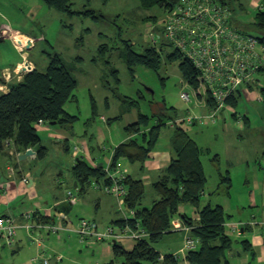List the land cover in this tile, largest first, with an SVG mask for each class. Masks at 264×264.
I'll return each instance as SVG.
<instances>
[{
    "label": "rangeland",
    "instance_id": "obj_1",
    "mask_svg": "<svg viewBox=\"0 0 264 264\" xmlns=\"http://www.w3.org/2000/svg\"><path fill=\"white\" fill-rule=\"evenodd\" d=\"M225 1L232 10L233 20L237 28L254 37L264 38V31H258L253 27L257 11L264 12V7L261 9L253 7L254 2L264 5V0ZM7 3L19 10L6 11L0 7V10L6 15V18H0V22L2 19H7L9 22L19 23V25H14L13 29L24 31L25 35L34 40V45L25 54H20L12 41H0V65L5 63L8 71L12 72L16 63L24 62L22 58L24 56L26 61L43 72L49 63V57L58 54L65 65L71 69V73L77 81V87L73 93L74 100L68 102L64 107L67 113L78 117L74 123L73 135H81L85 125L92 120L91 132L96 134L100 131L106 139L105 145H107L108 156L119 145V141L123 139L124 127L137 119V112L143 115H151L158 113L160 107H165L168 110L166 115L170 118L181 115L183 118L188 110L193 111L195 115L201 113L198 107L202 101H198L196 93L190 85H187L186 82L185 85L181 84L183 77L179 71L178 62H172L168 59L170 49L164 46L165 43L161 39L156 47L150 44V33L161 37V24L164 18L162 9L144 10L140 8L138 2L131 0H108V2L72 0L73 12L91 10L101 17L98 21H94L83 16H69L59 13L48 8L43 0H7ZM38 3L42 5L43 10L36 9L35 15L24 17L26 10L21 8V5L27 4L33 8ZM150 47L162 50L156 73L137 67L133 76H130L125 65L128 49L139 54ZM112 70H116L119 82H116ZM10 76L6 82H10L11 79V82L22 80V77L17 75L10 74ZM256 79L259 80L258 86L252 89L249 87L240 88L237 104L231 108L237 114V121L235 119L224 120L219 117L215 124L195 125L186 128L190 137L200 148L206 151L202 156L203 169L207 176L205 192L212 193L215 190L218 184V170L222 174L226 171L229 172L232 186L229 193L231 210L228 213L232 223H244L249 220L255 223L264 221L262 204L264 201L262 197L264 188V92H261L264 89V73L258 72ZM6 88L9 90L7 86ZM182 88H185L192 97V103L189 105L184 104L180 99ZM121 96L126 97L128 101H136L135 106L138 111L132 108V105L129 107L127 103H123L120 99ZM92 101L95 104L94 110ZM127 110L129 113L127 112L119 120L114 119ZM243 116L247 118V122L245 128L240 129L237 122H243ZM101 117L105 121H102ZM223 117L225 118L224 115ZM49 127L47 124L46 128ZM51 128L59 130L57 126ZM168 131L170 128L162 127L158 145L164 144V134ZM37 133L40 136L41 144L47 149V155L44 159L39 160L31 170L36 172L40 166L43 167L46 178L42 179V184L46 188L40 190V195L46 196L47 181L50 182L47 166L59 165L66 175L70 166V155L68 157L59 155L55 143L57 140L49 139L48 133L43 132L39 126ZM71 140L68 141L69 147H72ZM214 156H217L219 160L218 170L211 164V159ZM122 163L128 170H133L132 164L125 161ZM48 169L50 170V167ZM51 189H53L52 186ZM62 193L63 189H59L55 193L56 197H61ZM73 194L78 197L79 204H89L86 211L90 213L91 217L95 220L98 219V221H104V223L106 220L96 216L94 209H92L91 204H94V199L96 196H100L101 206L108 213L115 206L113 197L103 192L100 194L92 192L85 197H79L75 191ZM151 194H154L153 191L146 189V200ZM240 211L243 213L239 214ZM69 215L73 219L75 217H89L77 214L74 206ZM260 228L263 229L264 227L260 226ZM236 239L241 240V238ZM164 240L165 236L158 245ZM51 241L58 245L62 243V241H54V238ZM238 245L239 243L234 245V248L238 247V249L230 258V264H244L242 258L245 260V264H264V258L260 260L261 252L259 251H256L257 256L252 260L250 255L248 259H245V256H248L247 253L238 257L237 253L242 252ZM19 247L20 245L7 246L2 249L5 253L2 254L4 256H6L8 249L14 250L9 253L11 256L10 264L30 262L31 255H18ZM82 248L80 247L82 257L79 256L77 261L82 264L93 263L87 261L90 258V251ZM46 261L48 263V258ZM31 264H43V262L35 261ZM48 264L55 263L50 261ZM59 264L69 263L63 261Z\"/></svg>",
    "mask_w": 264,
    "mask_h": 264
},
{
    "label": "trees",
    "instance_id": "obj_2",
    "mask_svg": "<svg viewBox=\"0 0 264 264\" xmlns=\"http://www.w3.org/2000/svg\"><path fill=\"white\" fill-rule=\"evenodd\" d=\"M102 1L108 2V0ZM131 1L138 2L141 9L150 10L159 8L164 12L178 2V0ZM218 1L224 5H228L225 0ZM43 2L48 8L69 16L78 15L94 21H98L101 18L91 10L73 12L72 0H43ZM253 27L258 31H264L263 11L259 10L255 14ZM258 40L263 44L264 38H258ZM164 46L170 49L168 59L172 62H178V68L183 80L194 89L198 101H202V105L207 107V110L213 107L214 104L210 98L206 94L199 93L198 75L190 62L175 50L171 49L168 44ZM161 51L157 48L150 47L136 54L128 49L125 65L130 76H133L137 67H142L156 73L160 64ZM259 72L264 73V69H261ZM112 73L116 82H119L117 80L116 70H112ZM76 87L77 81L73 77L71 69L65 65L58 54L49 57V63L43 72L39 71L35 66L31 72L22 76L21 81L12 82L8 87L9 90L7 93L0 92V150L7 143L13 142L18 150H20L19 152H24L28 148H34L36 150L35 160L44 159L47 155V149L41 145V139L37 133L38 122H44L45 126L48 124L50 127L57 126L66 129L73 134L74 123H76L78 117L67 113L64 107L68 102L74 100L73 93ZM252 88L254 87H249V89ZM261 92L263 93L264 89ZM239 96L240 90H237L225 103L230 108H234L237 104V97ZM120 99L123 103H127L129 107L132 105V108L138 111L135 106L137 104L136 101H128L123 96ZM92 104L94 110L95 104L93 101ZM167 111L165 107H160L158 113L151 115H143L137 112V119L124 127V133L127 136L133 137L118 145L113 150L111 163L114 167L121 160H125L133 165L143 164L148 159V154L160 139L162 127L169 124L168 120H170V117H167ZM126 113L127 111L114 119L119 120ZM177 122L178 124H176ZM51 124L54 125L51 126ZM170 124L174 125L170 137L173 159L166 169L165 175L152 184V190L158 199L153 202L150 208L140 209L141 201L145 194L143 183L140 180L131 178L129 175L126 178V185L128 186V194L125 199L126 209L135 213L136 219L141 222V228L149 236L145 240H137V243L131 251H126L119 243H111L113 260L108 264H178V257L173 255L160 256V254L155 252L154 245L160 243L163 237L170 232L174 217L182 216L178 214V211L184 205L196 209V216L199 219L198 221L192 222L190 218H187L185 215L182 216V221L184 223L187 222V226L191 228L190 237L197 242L196 248L187 251L185 254L188 264H230V254L235 249L234 245L236 243H239L238 246L242 247L245 253H249L251 260L255 259V254L251 251L249 241L236 239V236L240 234V230L247 231L246 225L241 226L239 224L241 226L239 234L232 235L226 226L230 223V215L221 206L212 207L207 205L201 208V197L205 192L207 182V176L202 164V156H204L206 151L200 148L188 135L184 127L185 123L182 120H171ZM84 128L81 136L85 137L90 143V148L86 145L87 149L85 153H87L88 148L90 150L92 149L91 143H93L90 138L94 136V133L91 132L92 120ZM80 146L75 144L69 148L72 154L77 155L71 170L72 176L77 184L76 191L79 196L85 194L92 180L100 181L104 178L103 166L92 167L89 165L83 159L85 153L82 152ZM74 149H78L81 152L75 153ZM218 163V157H212L211 164L216 170H218ZM231 186L229 172L226 171L222 174L218 170V184L211 195L216 197H229ZM63 206L65 207H62L60 210L57 209L56 211L58 213H67L66 207L68 205ZM35 217L36 213L29 222L34 227L54 225L52 224L53 217L49 221L48 218L40 215L38 221L44 224L32 223ZM85 220L95 222L93 220ZM61 222L65 224L64 221L61 220ZM115 224L112 226L128 225L133 229L135 228V222L129 216L127 220H120ZM20 228L24 229V227ZM49 235L55 236V234L51 233ZM15 243L16 238L11 246ZM93 244L87 243L80 245L83 248H87ZM37 257L39 256L35 258Z\"/></svg>",
    "mask_w": 264,
    "mask_h": 264
},
{
    "label": "crops",
    "instance_id": "obj_3",
    "mask_svg": "<svg viewBox=\"0 0 264 264\" xmlns=\"http://www.w3.org/2000/svg\"><path fill=\"white\" fill-rule=\"evenodd\" d=\"M42 1V0H41ZM0 7L4 8L6 11H11V9H14L15 11H18L19 9L15 7H11L7 0L0 1ZM253 7L261 9L264 7V5L258 4V2H254ZM21 8H24L26 10V13H24V17H31L35 15L36 9L43 10L41 4H36L33 8L29 7L27 4L21 5ZM23 10V9H22ZM0 18H6V15L0 10ZM14 25H19V23L9 22L7 19H2L0 22V41L2 40H11V34H18L22 37H28V35H25L23 32L19 29H13ZM32 39V38H31ZM14 44V43H13ZM15 47V46H14ZM17 49V48H16ZM18 51V50H17ZM21 54V53H20ZM25 54V52H24ZM24 62L26 61L24 59V56H22ZM16 63L15 67L13 68L12 72L8 71L7 65L5 63H2L0 65V92L1 89H5V87H9V85L12 83V79L9 82H6L7 80L2 79L3 72L7 73L9 76L14 75L16 76V73L21 68L22 64L24 63ZM31 64V63H30ZM33 68L35 67L33 64H31ZM11 77V76H10ZM10 79V78H9ZM18 81V80H17ZM6 85V86H5ZM204 107L202 104L199 105L198 108H200L201 113L199 112L197 115H202L205 113V109H202ZM129 113V111L127 110ZM235 117H234V115ZM188 113L181 118L183 115L175 118H169L168 120L169 124L167 125L168 128H170V131L168 133L164 134V144L161 146L157 143L153 150L148 154V159L143 164H137L134 166L133 170H128L127 167L123 165L121 160L118 163V166L121 167L123 170H127L126 172L128 175L135 179L140 180L144 187L145 191L146 189L152 190V184L160 180L164 175L165 171L168 168L171 160L173 159V154L170 146V137L172 135L173 130V124H170V121L180 119H184ZM225 118L224 120L228 119H235L237 121L236 113L232 110V112H225L223 113ZM245 116H243V122H237L238 128L243 129L245 128V124L247 122ZM178 124V122L176 123ZM186 125V124H185ZM199 125L198 123H195L193 125H186L185 128ZM200 126H203L200 124ZM41 129H43V132L48 133V138L57 140L56 146L58 147L57 153L59 155H63L64 157L69 158V170L66 175L64 171H62V167L59 165L54 166H47L50 182H48L47 185V193L46 196L40 195V190L43 188H46L42 184V179L46 178V173L42 166H40V169H38L36 172H33L31 168L33 166L37 165V162L39 160H35L34 158H25L24 160H19L18 156L21 154H24V152H19L18 148L15 146L13 142L7 143L2 150H0V218L11 216L16 219L18 222V226L23 227L25 224L23 216L29 212L36 213L35 219L32 221V223H38V224H44L41 221H38L39 216H45L46 218L51 221V217H53L52 224L56 225H65L61 222V220L58 217V211L62 207H65V200H66V194L69 190L72 192L76 191L77 184L75 179L72 176V166L74 165L76 156L75 154H72L71 149H69V143L68 141L71 140V144L73 145H81L80 148L87 149V146L90 148V143L87 141V139L81 135L74 136L71 134V132H68L66 129L59 128V130H55V128H46L44 125H39ZM186 131H188L186 129ZM99 134V136H98ZM190 136V134L188 133ZM75 137V138H74ZM133 137V136H131ZM130 136H127L124 133L123 139L119 141V145L128 141ZM93 143L92 149L90 150L88 148V152L85 153L84 160L91 165L92 167H102L106 163V159L108 160V153L105 143L106 139L102 136L101 132L98 131V133L94 134V136L90 137ZM42 145V144H41ZM87 145V146H86ZM118 145V144H117ZM44 147V145H42ZM114 148V147H113ZM127 162V161H125ZM50 167V170L48 169ZM132 172V173H131ZM23 177H29L32 180V184H30L27 188L22 184L21 179ZM29 179V180H30ZM91 182H98L101 184L102 179L100 181L92 180ZM90 182V183H91ZM76 184V186H75ZM51 186L53 189H51ZM76 187V189H74ZM59 189H63V193L61 197H56V192ZM56 191V192H55ZM99 193L100 190L92 189L91 186L87 189L85 194L81 196H87L90 195L92 192ZM153 191V190H152ZM102 193V192H101ZM154 193V192H153ZM79 196V197H81ZM262 197L264 199V188L262 192ZM101 197L96 196L94 199V204H91L92 209H94V212L96 216H100L101 218H104L106 221H98L95 220V218L91 217L90 213L87 210L89 207V204H79L78 197L77 202L68 205L67 208V219L69 220V224L67 225V230L62 231L57 235H47L43 231H39L33 234H27L25 229L19 228L17 230V237H16V243L13 246L20 245L18 249V255H31V260L29 263H20V264H31L34 263L33 257L35 255L40 256V254H43V257L45 260L48 258V263L50 261H53L55 264L62 263L63 261H67L69 264H82L79 263L77 260L78 257H82V251L80 250V245L78 241V237L74 234L73 230L77 227V221L80 219H88L93 220L97 223H99L102 227L112 226L116 225L115 223L120 220H127L128 213L126 210L120 208L118 206L117 200L113 198L114 205L112 207V211L108 213L107 210L103 209L101 206ZM158 199V197L155 194H151L148 200H146L145 194L144 198L141 201L140 209L144 208H150ZM84 200V199H83ZM85 203V202H84ZM231 198L229 197H216L212 196L211 193L204 192L203 196L201 197V208H204L207 205H210L212 207L215 206H221L226 213L230 212L231 207ZM251 204H254L251 202ZM264 207V201L262 202ZM76 208V213L80 214L81 216H89L88 218H80L75 217L70 218L69 212L72 210V207ZM200 208V209H201ZM37 211V212H36ZM243 213V211H240L239 214ZM196 209H194L191 206L184 205L180 207L178 214L185 215L187 218H190L192 222L196 221ZM182 216H176L174 217L172 221V228L170 229V232L165 235V240L161 244L154 245V250L160 256H167V255H173L178 257V264H188L186 261L185 255H184V248H185V239L190 236V230H186L188 228L187 222H183ZM49 223V222H48ZM229 224H241L246 225L247 231L244 232L243 229L240 230L239 236H236L237 238H241V240H248L250 243L251 251L255 254V257L257 256L256 251L261 252V258L262 260L264 258V228H260V226L264 227V221L255 223L251 220L246 221L244 223L238 222V223H232ZM119 226V225H118ZM149 235L143 236L141 240H145L148 238ZM36 238L38 241L36 242ZM54 238V241H58L62 243L60 245L55 244V242H52L51 239ZM42 239V243H39V240ZM137 241L131 238H127L120 242L119 244L126 250L131 251ZM6 247L4 242L0 240V264H10V251H14L13 249H8L6 256L2 255L5 254L2 249ZM240 250L242 252H238L237 256H244L246 254L243 251V248L240 247ZM83 249V248H82ZM233 249L232 253L230 254V258L232 255H234V251L237 250ZM86 251H90L89 255L90 258L87 259V261H92L91 264H108L113 260V251L111 243L109 242H96L93 245H89L87 248H85ZM38 253V254H37ZM78 254V255H77ZM248 256H245V259H248L249 253H247ZM49 256V257H48ZM85 258V257H83ZM85 260V259H84ZM242 263H246L245 260L242 258ZM162 264V263H159Z\"/></svg>",
    "mask_w": 264,
    "mask_h": 264
},
{
    "label": "built area",
    "instance_id": "obj_4",
    "mask_svg": "<svg viewBox=\"0 0 264 264\" xmlns=\"http://www.w3.org/2000/svg\"><path fill=\"white\" fill-rule=\"evenodd\" d=\"M161 28V37L150 33V44L156 47L161 39L171 49L187 59L197 72L199 93L206 94L214 104L208 110L207 107H202V109H205V113L202 115H195L193 111L188 110V115L182 119L186 125L195 123L199 125L215 124L219 117L223 118V113L232 112V109L225 103L230 96L240 90L241 87L258 86L259 80L256 79V74L264 69V45L257 37L249 35L236 27L232 10L228 5H224L218 0H178L172 8L164 12ZM21 37L18 34H11V40H13L18 52L24 53L33 47L34 40L23 36L24 40L22 41L20 40ZM32 70L33 66L25 61L16 75L22 77ZM9 78L10 76L7 73L2 75L3 80ZM181 82L185 85L183 79H181ZM1 91L3 93L8 92L6 87ZM180 99L186 105L192 103V97L185 88L181 89ZM102 121H105V119L102 118ZM38 125L45 126V123L39 121ZM28 150L32 151V155L28 157L35 159L36 150L28 148L25 152ZM74 151L75 153L81 152L78 149H74ZM85 151L86 148L83 146L82 152L85 153ZM112 154L113 151L102 167L104 178L101 184L91 182L90 186L92 189L100 190L104 194L115 198L118 206L126 210L129 217L134 220L135 228L133 229L128 225L102 227L96 222L81 219L77 228L73 230L80 244L120 243L127 238L137 241L148 235L141 228V222L136 219L135 213L126 209L125 199L128 194L126 178L128 173L118 165L115 167L112 165ZM29 179V177L21 179L26 188L32 184V180ZM76 202L77 197L69 190L66 194L65 205H72ZM34 215L33 211L23 216L25 221L23 227L27 234H33L41 230L47 235L49 233L57 235L67 230L66 224L69 223V220L64 212H60L58 217L64 221L65 225L34 227L29 223ZM195 219L196 221L199 220L198 217ZM226 226L232 235L239 234L241 227L239 224L228 223ZM19 228L20 226H18L15 218L11 216L0 218V240L4 242L5 246L10 247L14 243ZM190 229L189 227L186 228L188 231ZM39 243H41V239ZM184 244L185 255L187 251L196 248L197 242L189 236L185 239ZM32 261H41L43 264H48L43 254Z\"/></svg>",
    "mask_w": 264,
    "mask_h": 264
},
{
    "label": "water",
    "instance_id": "obj_5",
    "mask_svg": "<svg viewBox=\"0 0 264 264\" xmlns=\"http://www.w3.org/2000/svg\"><path fill=\"white\" fill-rule=\"evenodd\" d=\"M53 125H54V124H51V126H53ZM30 155H32V151L28 150V151H26L24 154L19 155V156H18V159H19V160H24L25 158H27V157L30 156ZM75 186H76V184H75ZM74 189H76V187H75Z\"/></svg>",
    "mask_w": 264,
    "mask_h": 264
},
{
    "label": "bare ground",
    "instance_id": "obj_6",
    "mask_svg": "<svg viewBox=\"0 0 264 264\" xmlns=\"http://www.w3.org/2000/svg\"><path fill=\"white\" fill-rule=\"evenodd\" d=\"M20 40H22V41H23V40H24V37H21V38H20Z\"/></svg>",
    "mask_w": 264,
    "mask_h": 264
},
{
    "label": "clouds",
    "instance_id": "obj_7",
    "mask_svg": "<svg viewBox=\"0 0 264 264\" xmlns=\"http://www.w3.org/2000/svg\"><path fill=\"white\" fill-rule=\"evenodd\" d=\"M34 69V68H33Z\"/></svg>",
    "mask_w": 264,
    "mask_h": 264
}]
</instances>
